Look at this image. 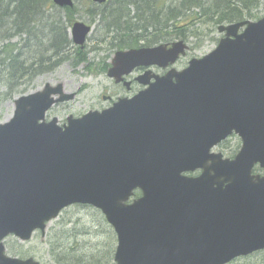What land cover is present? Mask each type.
<instances>
[{
	"label": "water",
	"instance_id": "95a60500",
	"mask_svg": "<svg viewBox=\"0 0 264 264\" xmlns=\"http://www.w3.org/2000/svg\"><path fill=\"white\" fill-rule=\"evenodd\" d=\"M92 29L74 22L73 42L84 47ZM218 31L217 46L185 68L146 71L135 96L64 125L46 120L76 95L62 82L15 99L0 122V264H40L7 255L5 238L45 234L73 204L99 209L114 228L115 264H228L264 249V174L254 173L264 169V15ZM187 49L177 40L119 50L108 76L166 69ZM233 133L242 140L234 158L212 151Z\"/></svg>",
	"mask_w": 264,
	"mask_h": 264
},
{
	"label": "rangeland",
	"instance_id": "374dc122",
	"mask_svg": "<svg viewBox=\"0 0 264 264\" xmlns=\"http://www.w3.org/2000/svg\"><path fill=\"white\" fill-rule=\"evenodd\" d=\"M76 1L79 10L74 21L90 23L87 0ZM258 15L259 18L262 17L264 11L260 10ZM71 25L68 29L69 36ZM197 27V33L191 36L189 41L174 39L183 40L189 46L186 55L175 63L177 69L186 67L192 58L202 57L212 51L222 36L216 25L198 24ZM104 39V32L94 25L81 52L72 44L66 51L65 60L51 69H46L50 64L47 61L48 52L41 55L43 46L38 43L36 47L33 46L26 59L29 64L31 59L36 62L40 60L38 66H44V70L35 75H12L7 64L0 63V122L13 116L16 98L41 89L47 82H62L67 91L78 93L74 100L56 106L49 113L50 117L56 116L64 121L71 114L80 116L91 109L101 110L107 107L109 99L105 96L111 95L115 98L112 94L119 90L114 88L112 78L107 74L108 66L117 50L110 45L109 38ZM10 41L18 44L17 47L23 44L20 37H14ZM4 43L0 38V48ZM82 53L87 54L85 60L84 56L80 58L79 54ZM240 145L241 140L236 136L230 139L228 148L216 147L215 150L232 157ZM5 245L7 254L20 258L35 257L41 264H59L57 255L67 259V262L62 264H96L97 260L100 264H114L117 237L100 210L92 206L72 205L49 222L43 236L40 231H36L29 241H20L10 235L5 239ZM229 264H264V251L255 256L235 259Z\"/></svg>",
	"mask_w": 264,
	"mask_h": 264
},
{
	"label": "trees",
	"instance_id": "16d2710c",
	"mask_svg": "<svg viewBox=\"0 0 264 264\" xmlns=\"http://www.w3.org/2000/svg\"><path fill=\"white\" fill-rule=\"evenodd\" d=\"M76 2L73 7H59L52 0H0V38L5 42L0 48V60L7 64L12 75L29 72L26 59L30 53L27 48L31 22H35L33 27L43 29L34 37L32 46L42 44L40 54L48 52L50 64L46 69L65 60L72 44L68 29L79 10ZM86 3L90 23L101 28L116 50L174 39L189 41L197 33L198 24L219 26L257 19L260 10L264 11V0H109L104 4L87 0ZM14 37L21 38V47L10 43ZM79 55L86 59L87 54ZM57 261L62 264L67 259L57 255ZM96 264H100L99 260Z\"/></svg>",
	"mask_w": 264,
	"mask_h": 264
},
{
	"label": "flooded vegetation",
	"instance_id": "af4514ba",
	"mask_svg": "<svg viewBox=\"0 0 264 264\" xmlns=\"http://www.w3.org/2000/svg\"><path fill=\"white\" fill-rule=\"evenodd\" d=\"M34 25H35V22H31L30 23V27H29L30 29H29L28 38H31V41H30V44H29L30 47L27 48V53H29V52L31 53L32 52V48H33L32 44H33L34 37L35 36H38L39 33H41L43 31V29H41V28L39 29V27H33ZM30 61H31V64L28 67L29 68L28 75H35L38 72H41V71L44 70V66L42 64H41V66L40 65L38 66L39 63H35L32 59ZM0 63H3V61L0 60ZM110 65H111V63L109 64L108 68L110 67ZM107 71H108V69H107ZM146 71H151V73L154 74V75H162V74H164L166 72V69H163V68H161V67H159L157 65L138 66V67H135L129 74L124 75L123 76V79L121 81H119V82H117L114 78H112L114 88H116V90L117 91L119 90V91L112 94V95L115 96V98H113V96H111V95L105 96V98H108L109 99V104L105 108L110 107L111 105H113L114 102H116L120 98H123V97H133L134 95H136L137 93H139L141 90H143L146 87V85H143V83H141L138 78L141 75H143ZM153 80H154V78H152V81ZM75 93H76V95H75L74 99L76 98V96L78 94L77 92H75ZM67 102H69V101L54 104L46 112V119L47 120H50L51 118L56 117V116L50 117L49 116L50 115L49 113L56 106H59L61 104H65ZM102 109H104V108H102ZM66 119H67V117H66ZM66 119L64 121L59 120V123L61 125H64L66 123ZM236 136L241 140L240 136H238L237 134L233 133L230 136H228L225 140L221 141L218 145H216L214 147L213 151L216 152V153H222L223 157H225V158H234L237 155V153L239 152V150L241 149L242 140H241V145L239 147H237L238 150H236V153L232 157L225 156L223 152L216 151L215 148L216 147L218 149L219 148H228V143H229L230 139L232 137H236ZM259 170H261L262 172H257ZM201 171L202 170H200V169L199 170H196L194 172H191L190 175H194V176L199 175L201 173ZM254 172L255 173L264 174V169L260 168L259 165H256L255 168H254ZM40 233H41V231H40ZM41 235H42V233H41ZM263 251L264 250H259V251H256L254 253H251V254H249L247 256H249V257L250 256H255V255L259 254V252H263ZM247 256H241V257H238V258H244V257H247ZM238 258H236V259H238Z\"/></svg>",
	"mask_w": 264,
	"mask_h": 264
}]
</instances>
